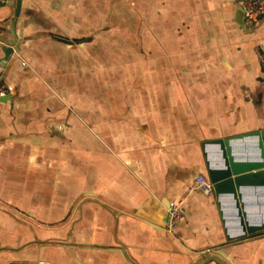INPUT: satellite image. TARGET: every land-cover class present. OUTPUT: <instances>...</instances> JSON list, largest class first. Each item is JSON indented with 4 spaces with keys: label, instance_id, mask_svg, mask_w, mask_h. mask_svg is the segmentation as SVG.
Segmentation results:
<instances>
[{
    "label": "crops",
    "instance_id": "obj_1",
    "mask_svg": "<svg viewBox=\"0 0 264 264\" xmlns=\"http://www.w3.org/2000/svg\"><path fill=\"white\" fill-rule=\"evenodd\" d=\"M240 4L22 0L19 47L0 39V264H264V233L228 242L214 191L191 190L223 163L205 142L264 128V16ZM246 194L259 218L264 188Z\"/></svg>",
    "mask_w": 264,
    "mask_h": 264
},
{
    "label": "water",
    "instance_id": "obj_2",
    "mask_svg": "<svg viewBox=\"0 0 264 264\" xmlns=\"http://www.w3.org/2000/svg\"><path fill=\"white\" fill-rule=\"evenodd\" d=\"M243 1V0H241ZM22 0H17L15 14L11 18L10 28H1L6 34L14 37L15 41L10 42L8 36L0 38L7 44L5 52L8 55L19 47L17 43V21L21 11ZM239 17L244 25L245 8L243 4L239 5ZM12 95L2 96L0 100L11 99ZM252 138L257 146V154L250 156H237L234 151V143ZM215 144L222 151L223 163L221 165H212L208 161V179L213 183L214 193L218 198L221 208L223 222L228 242L243 240L249 236L264 233V213L259 218L250 216L248 208L246 188L263 187L264 188V128L255 129L246 133L216 138L205 142ZM229 197L233 221L225 216L224 199ZM233 222V226L232 223ZM217 258H228L227 253L219 248L213 253ZM13 264H48L43 261H16Z\"/></svg>",
    "mask_w": 264,
    "mask_h": 264
},
{
    "label": "built area",
    "instance_id": "obj_3",
    "mask_svg": "<svg viewBox=\"0 0 264 264\" xmlns=\"http://www.w3.org/2000/svg\"><path fill=\"white\" fill-rule=\"evenodd\" d=\"M3 0H0V4ZM245 8L246 19L249 24H256L264 16V0H243ZM14 91V87L8 83L0 82V97L11 95ZM200 189L205 192H213V183L204 174H198L192 185L191 190ZM182 201H174L169 206V218L167 227L169 230H174L176 226L183 219L184 215L181 211Z\"/></svg>",
    "mask_w": 264,
    "mask_h": 264
}]
</instances>
